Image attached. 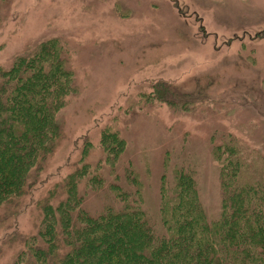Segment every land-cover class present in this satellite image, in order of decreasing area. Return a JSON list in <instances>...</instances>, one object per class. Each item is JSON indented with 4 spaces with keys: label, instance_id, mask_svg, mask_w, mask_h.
Returning a JSON list of instances; mask_svg holds the SVG:
<instances>
[{
    "label": "trees",
    "instance_id": "trees-1",
    "mask_svg": "<svg viewBox=\"0 0 264 264\" xmlns=\"http://www.w3.org/2000/svg\"><path fill=\"white\" fill-rule=\"evenodd\" d=\"M8 1L0 0V37ZM70 54L62 37H43L0 66L4 264H264V156L239 139L212 147L222 194L217 219L203 207L193 162L169 148L158 207L150 208L146 177L125 158L128 140L114 122L96 141L89 134L77 141L68 170L46 174L69 139L59 114L73 90ZM212 83L156 82L151 100L195 114L208 105ZM25 212L27 229L19 225Z\"/></svg>",
    "mask_w": 264,
    "mask_h": 264
},
{
    "label": "rangeland",
    "instance_id": "rangeland-1",
    "mask_svg": "<svg viewBox=\"0 0 264 264\" xmlns=\"http://www.w3.org/2000/svg\"><path fill=\"white\" fill-rule=\"evenodd\" d=\"M3 15L0 66L43 37L60 36L70 49L73 90L59 114L69 139L48 176L69 169L83 136L96 141L114 122L128 140L125 158L146 177L150 208L158 207L169 148L193 162L203 207L217 219L214 144L234 137L264 156V0H9ZM208 78L210 101L195 114L151 100L156 82L188 86ZM29 217H19L20 227H30Z\"/></svg>",
    "mask_w": 264,
    "mask_h": 264
}]
</instances>
